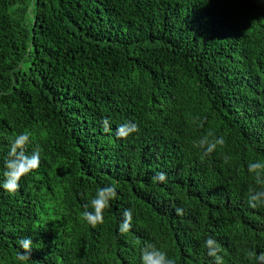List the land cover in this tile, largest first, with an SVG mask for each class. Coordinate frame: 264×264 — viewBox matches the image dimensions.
<instances>
[{"label": "trees", "instance_id": "16d2710c", "mask_svg": "<svg viewBox=\"0 0 264 264\" xmlns=\"http://www.w3.org/2000/svg\"><path fill=\"white\" fill-rule=\"evenodd\" d=\"M127 121L139 131L119 138ZM25 131L41 164L18 191L0 187V264H142L147 243L215 264L209 237L223 264H257L246 253H264V207L247 193L261 190L249 162H264V0H0V181ZM209 131L225 144L201 160ZM111 184L92 227L85 205Z\"/></svg>", "mask_w": 264, "mask_h": 264}, {"label": "clouds", "instance_id": "9594fccd", "mask_svg": "<svg viewBox=\"0 0 264 264\" xmlns=\"http://www.w3.org/2000/svg\"><path fill=\"white\" fill-rule=\"evenodd\" d=\"M101 126L103 131H111L110 121L107 117L101 121ZM138 131L139 126L137 123L127 121L117 126L116 135L119 138H127L132 133ZM30 136L31 134L25 131L24 133L16 135L11 141L10 150L7 153V158L4 160L5 171L3 173V180L0 181V187L9 193L18 191L21 179L40 167L42 148L36 145L30 154L27 152L28 145L31 143ZM224 144V137H215L211 131L194 142V146L202 150L201 160L211 155L218 146H223ZM223 159L224 163H228L229 158L227 156ZM248 171L254 174L255 184L259 185L261 190H256L250 186L247 193V202L253 209L264 207V162H249ZM166 179L167 174L163 171L157 172L152 177L154 183L165 182ZM116 197L117 187L115 184L98 188L95 197L90 200L89 204L85 205V209L90 207L92 210H85L83 212V220L92 227L103 224L104 211L109 207L110 201L116 199ZM176 212L178 215H183L184 210L177 208ZM122 215L123 219L119 224L118 231L121 235H124L132 228L133 211L131 208H126ZM133 243L138 245L140 242L139 240H135ZM17 244L24 251L18 252L16 259L19 261L29 260L33 247V239L31 237H21L17 240ZM205 245L208 249V256L214 258L215 264H223V257L219 254L222 248L217 241L213 237H209L205 241ZM246 256L248 258H255L257 264H264V253L258 254L255 250H251L246 253ZM141 259L142 264H176L175 259L170 258L164 250L157 248L152 243L145 244L142 249Z\"/></svg>", "mask_w": 264, "mask_h": 264}]
</instances>
